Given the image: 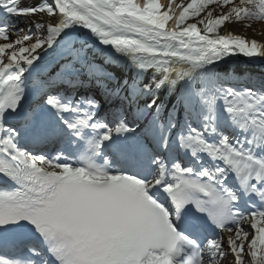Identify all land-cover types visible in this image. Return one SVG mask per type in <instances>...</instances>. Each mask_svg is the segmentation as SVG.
I'll return each instance as SVG.
<instances>
[{
	"label": "snow or ice",
	"instance_id": "6c2138e0",
	"mask_svg": "<svg viewBox=\"0 0 264 264\" xmlns=\"http://www.w3.org/2000/svg\"><path fill=\"white\" fill-rule=\"evenodd\" d=\"M252 22L264 0H0V264H264V79L221 67L264 61Z\"/></svg>",
	"mask_w": 264,
	"mask_h": 264
},
{
	"label": "rangeland",
	"instance_id": "374dc122",
	"mask_svg": "<svg viewBox=\"0 0 264 264\" xmlns=\"http://www.w3.org/2000/svg\"><path fill=\"white\" fill-rule=\"evenodd\" d=\"M13 19L17 22L16 25H15L16 28L24 30V31H20L19 34L20 35L25 34V31L29 27V19L26 18V17H19V18L14 17ZM230 25L238 26L239 24L232 23ZM243 31L247 32V33H251V34L260 33L262 36H264V24L256 25V24L252 23L250 28H247V29L243 28ZM13 38H15V36H13ZM95 59H96L97 63H102L103 65H105L104 67H105V69L108 72L116 73L117 74V78H119L120 73L117 70L108 68L106 63L100 62L97 58H95ZM259 63L261 64V62L257 63V61L256 62L255 61H250V62H247V63H245V62L241 63V61L237 62V61L230 60V62L227 65H221V67H222V69L225 72H227V73H235L236 76H238V77H242L244 75H254L255 74L257 76H260V77L264 78V76H263L264 75V70L258 66ZM108 69H110V71ZM58 71H59V69H57L53 73V75H55ZM111 82L113 83L112 87H115V82L114 81H111ZM92 91L95 92L96 94L97 93L100 94V91H99V89L96 88L95 84H94V86L92 88ZM116 105H118V103H116L113 106L115 107ZM105 107H107V105H105Z\"/></svg>",
	"mask_w": 264,
	"mask_h": 264
},
{
	"label": "bare ground",
	"instance_id": "6f19581e",
	"mask_svg": "<svg viewBox=\"0 0 264 264\" xmlns=\"http://www.w3.org/2000/svg\"><path fill=\"white\" fill-rule=\"evenodd\" d=\"M26 2H28V3H31V2H33V0H26ZM228 27L235 33V34H239V35H241V36H245V37H247L249 40H251V39H256L257 41H264V36H262L260 33H256V34H251V33H247V32H244L243 31V28L241 27V25H238V26H236V25H228ZM90 55H94V57L95 58H97L100 62H103L104 63V58L101 56V55H99V54H96V53H92V52H90ZM100 58V59H99ZM47 60L50 62L49 63V67L48 68H50V71H49V75H52V76H55V75H53V73L57 70V69H59V64L61 63V61H59V60H57L56 59V57L53 55L52 57H48L47 58ZM231 60H233V61H237V62H240L241 61V63H247V62H250L249 61V58H246V57H243V55L242 54H237L236 56H234V57H232L231 58ZM251 61H257V63L258 62H261V64L259 63V65H263L264 66V61H260L259 60V58H253ZM106 65L107 66H110V68H112V69H115V70H117L120 74L122 73V72H126V69H123L122 67H118V66H116V65H114V64H109V63H106ZM50 72H52V73H50ZM166 102H167V100H166ZM176 101H175V99L173 98L172 99V103H175ZM46 148H48V149H53V148H55V146L53 145V144H49Z\"/></svg>",
	"mask_w": 264,
	"mask_h": 264
},
{
	"label": "trees",
	"instance_id": "16d2710c",
	"mask_svg": "<svg viewBox=\"0 0 264 264\" xmlns=\"http://www.w3.org/2000/svg\"><path fill=\"white\" fill-rule=\"evenodd\" d=\"M253 24H264V22H252ZM241 82L243 83H248L249 81H253V82H259L260 80L264 79L263 77L257 76V75H244L242 77H239Z\"/></svg>",
	"mask_w": 264,
	"mask_h": 264
},
{
	"label": "water",
	"instance_id": "95a60500",
	"mask_svg": "<svg viewBox=\"0 0 264 264\" xmlns=\"http://www.w3.org/2000/svg\"><path fill=\"white\" fill-rule=\"evenodd\" d=\"M258 66L264 70V66H263V65H258ZM263 76H264V75H263Z\"/></svg>",
	"mask_w": 264,
	"mask_h": 264
}]
</instances>
